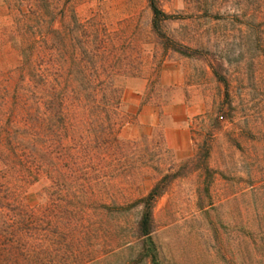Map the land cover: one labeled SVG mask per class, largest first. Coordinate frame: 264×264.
Masks as SVG:
<instances>
[{
  "label": "trees",
  "instance_id": "trees-1",
  "mask_svg": "<svg viewBox=\"0 0 264 264\" xmlns=\"http://www.w3.org/2000/svg\"><path fill=\"white\" fill-rule=\"evenodd\" d=\"M191 5L190 16L224 22L239 53L231 60L226 50L204 56L223 87L209 121L205 113L195 118L208 131L201 145L208 160L217 131L237 125L238 112L264 111V0L227 1L221 17L215 0ZM147 6L145 25L99 10L82 14L75 0H0V264H89L131 245L127 237L142 240L143 255L155 259L154 205L162 180L178 174L152 167L161 178L144 193H125L129 178L168 149L162 140L149 148L145 139L121 136L129 121L123 87L141 78L149 92L162 91L163 59L146 50L150 42L185 56L208 50L162 28L190 16L166 12L162 0ZM243 134L252 145L264 142V130L249 126ZM201 171L213 172L205 159ZM135 207L134 224L123 226L119 215Z\"/></svg>",
  "mask_w": 264,
  "mask_h": 264
},
{
  "label": "rangeland",
  "instance_id": "rangeland-1",
  "mask_svg": "<svg viewBox=\"0 0 264 264\" xmlns=\"http://www.w3.org/2000/svg\"><path fill=\"white\" fill-rule=\"evenodd\" d=\"M75 1L82 14L99 10L110 20L132 16L145 25L151 19L147 0ZM215 1L220 6L218 16H224L228 8L226 2L232 0ZM192 2L162 0L166 12L179 16L195 13ZM162 28L168 36L192 48L197 46L196 42H202L208 52L185 56L172 50L162 51L150 42L146 50L156 51L163 59L159 77L162 91L149 92L141 78H129L123 87V107L129 121L122 127L121 136L145 139L143 145L149 148L162 140L168 149V154L154 156L148 167L129 178L131 184L125 187V193H144L161 178L152 167L159 170L171 167L178 174L162 180L164 191L154 205L151 238L157 255L155 259L144 256L142 240L127 237L132 240L131 245L100 256L89 264H264V142L255 146L243 137L249 126L263 132L264 111L246 112L245 115L238 112L236 128L227 124L217 131L208 160L201 149L208 131L206 125L202 127L199 120H195L205 113L208 122L212 109L223 98V87L212 75L205 54L211 56L226 50L230 60L238 58L237 41L231 37L227 39L228 26L224 22L206 17L167 21ZM147 40L151 41L150 36ZM243 66L248 84L252 70L250 62L244 60ZM250 97L251 93L247 98ZM143 103L157 107L154 127L138 119ZM174 104H181L186 114L190 145L185 151H173L164 143L162 125L165 122L177 124L172 119ZM197 153L201 156L196 159ZM204 159L213 172L201 171ZM37 190L38 187H34L33 201L37 199ZM138 212L139 207L132 208L120 214L118 220L125 224L123 226H130Z\"/></svg>",
  "mask_w": 264,
  "mask_h": 264
},
{
  "label": "crops",
  "instance_id": "crops-1",
  "mask_svg": "<svg viewBox=\"0 0 264 264\" xmlns=\"http://www.w3.org/2000/svg\"><path fill=\"white\" fill-rule=\"evenodd\" d=\"M172 117V116H171ZM158 118L157 107L151 103L140 105L138 119L150 127H154ZM177 124L165 122L162 125V132L165 145L173 151H185L189 148L190 132L186 125V114L181 104H174V116Z\"/></svg>",
  "mask_w": 264,
  "mask_h": 264
}]
</instances>
